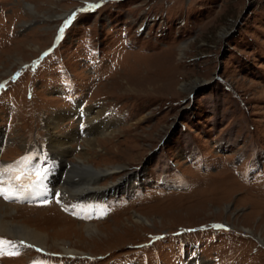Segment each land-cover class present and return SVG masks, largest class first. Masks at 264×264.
<instances>
[{
  "label": "rangeland",
  "instance_id": "374dc122",
  "mask_svg": "<svg viewBox=\"0 0 264 264\" xmlns=\"http://www.w3.org/2000/svg\"><path fill=\"white\" fill-rule=\"evenodd\" d=\"M0 84L3 161L32 150L53 185L72 171L62 194L104 187L75 203L92 219L0 199L45 240L0 233L24 241L0 264H264V0H0ZM80 110L109 127L84 136Z\"/></svg>",
  "mask_w": 264,
  "mask_h": 264
},
{
  "label": "snow or ice",
  "instance_id": "6c2138e0",
  "mask_svg": "<svg viewBox=\"0 0 264 264\" xmlns=\"http://www.w3.org/2000/svg\"><path fill=\"white\" fill-rule=\"evenodd\" d=\"M99 4L88 6L79 11H89L93 10L96 7H99ZM76 13L70 14V17L66 19L65 24L59 30L62 34L64 29L68 27L71 23V18L74 17ZM45 56L48 53L44 54ZM5 85L0 84V88H3ZM33 158L31 156L21 157L19 160L13 162L10 165L0 166V198L5 201L19 200L22 195L25 193L28 196L43 195L40 191L41 181L46 175V170L43 168L37 169L32 167L29 169V164ZM55 195L59 196V193ZM47 203V200L43 201ZM59 203V201H57ZM85 218H88L87 216ZM213 227H223L222 225H213ZM24 245V241H19L18 243L12 240L0 238V256H17L19 255V247ZM31 245H29L30 247Z\"/></svg>",
  "mask_w": 264,
  "mask_h": 264
},
{
  "label": "bare ground",
  "instance_id": "6f19581e",
  "mask_svg": "<svg viewBox=\"0 0 264 264\" xmlns=\"http://www.w3.org/2000/svg\"><path fill=\"white\" fill-rule=\"evenodd\" d=\"M86 110V109H85ZM81 111L80 110V112H84L83 113V117L85 118V119H87V122H86V124H85V127H84V129H86V130H91V131H97V133H101V132H103V130H106L108 127H109V125H110V122H111V119L109 118V116L107 117L106 116V113H105V111L104 112H98L99 110H97L96 111V119L94 120V119H91V117L89 116V113L87 112V111ZM98 119V120H97ZM89 139V138H88ZM93 140H94V138H90L89 140H87V143L88 144H92V142H93ZM95 144V143H94ZM61 145V144H60ZM93 145V144H92ZM58 146V145H57ZM58 151H60L61 150V147L60 148H58L57 149ZM41 152H43V153H45L44 151H42L41 150ZM30 155V154H29ZM29 155H27V156H29ZM40 159V158H39ZM8 164V163H7ZM71 166V165H70ZM79 166V165H78ZM77 166V167H78ZM85 166V165H84ZM122 167V166H121ZM109 168V167H108ZM102 169V172H103V175L104 174H109L110 173V170L109 169ZM117 169H119L120 168V166L119 167H116ZM71 169V168H70ZM53 171V173H56L55 172V170H52ZM52 171L51 170H47V172H48V174H49V176L51 175V173H52ZM57 174V173H56ZM58 176H59V174H57ZM100 175H102V174H99V173H94V175L92 176V178H88V180L87 181H85V182H83V183H81V184H79V185H75L74 184V182L75 181H77L78 179H79V177H76V179L74 180V182H73V187L71 188V192H67L68 194H70L71 196H73V197H76V200L78 201V199L80 200V198H79V196H80V194H81V191H82V189H84V190H86V193H87V191H95V192H97L98 191V189H99V191L100 190H102V189H104V187H102V186H100V185H98V178L100 177ZM74 176L72 175V171H68V173H66L65 174V178H64V175H63V177L61 178V181L62 180H67V179H69L70 178V181H71V179L73 178ZM82 181H84V180H80V182H82ZM92 182L95 184L94 186H93V184H92ZM87 183V184H86ZM125 183V182H124ZM55 184V183H54ZM86 184V186H84ZM110 184H113L112 186H111V188L110 189H105V194H104V196L108 193V192H110V191H114V190H117V191H119V189L118 188H113V187H115V186H117L118 185V183L116 184L114 181L113 182H111ZM68 185V184H67ZM70 186V185H69ZM55 190V189H54ZM64 190L66 191V189L64 188ZM64 190H63V192H64ZM120 191H122V190H120ZM101 192V191H100ZM83 193V192H82ZM22 196H26V195H22ZM93 200V199H92ZM79 202V201H78ZM86 202V201H85ZM80 204L81 203H79V206H80ZM88 204V203H87ZM76 205V204H75ZM78 205V204H77ZM85 205V204H84ZM90 205H92V204H90ZM89 206V205H88ZM78 208V207H77ZM3 216V215H2ZM86 228H91V229H93L94 228V225H86L85 226ZM0 233H3V234H8V235H11V236H13V237H21V238H24V239H27V240H29V241H31V242H33V243H36L37 245H39V246H42L43 248H44V233L43 232H41L40 230H34L33 228H31V227H29V226H20V225H18V224H16V223H14L13 221H10V222H6V221H3L1 218H0ZM63 249H65V252H71L72 253V250L71 249H69V248H63Z\"/></svg>",
  "mask_w": 264,
  "mask_h": 264
}]
</instances>
